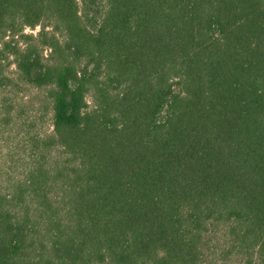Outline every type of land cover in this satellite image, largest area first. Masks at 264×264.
Masks as SVG:
<instances>
[{"label":"trees","instance_id":"obj_1","mask_svg":"<svg viewBox=\"0 0 264 264\" xmlns=\"http://www.w3.org/2000/svg\"><path fill=\"white\" fill-rule=\"evenodd\" d=\"M10 57L0 264H264V0H0Z\"/></svg>","mask_w":264,"mask_h":264},{"label":"rangeland","instance_id":"obj_2","mask_svg":"<svg viewBox=\"0 0 264 264\" xmlns=\"http://www.w3.org/2000/svg\"><path fill=\"white\" fill-rule=\"evenodd\" d=\"M37 30H27V32L36 33ZM0 70L5 77L13 78L16 70L13 59L10 57L9 60H5L0 66ZM4 96V98H8L6 101L12 105V107L10 105V108L13 109L10 113L11 124L7 132L4 134L0 132V169L14 166L13 163L16 164L17 168H21L18 157L24 152V135L28 131L35 134L44 130H51L50 121L48 120L49 115L41 114L47 111L46 109L43 112L40 111V106L42 107L40 98L34 99L33 91L28 90L26 87H22L20 90L19 87H16L14 90L8 89ZM26 120L33 124L30 130L23 124ZM11 151L15 153H13L15 156L9 155ZM18 170V173H20L21 170ZM9 177H6L4 180H7Z\"/></svg>","mask_w":264,"mask_h":264}]
</instances>
